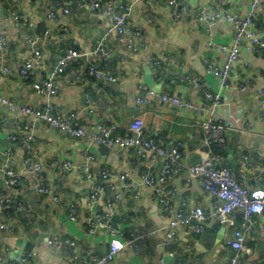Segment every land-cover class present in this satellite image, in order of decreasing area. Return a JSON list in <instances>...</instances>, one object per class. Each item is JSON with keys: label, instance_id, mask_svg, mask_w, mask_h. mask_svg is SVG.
Segmentation results:
<instances>
[{"label": "crops", "instance_id": "0c3cea01", "mask_svg": "<svg viewBox=\"0 0 264 264\" xmlns=\"http://www.w3.org/2000/svg\"><path fill=\"white\" fill-rule=\"evenodd\" d=\"M112 1L132 4L129 21L144 28L139 39L141 46L136 52L119 41L111 17L102 11L78 8L69 0H0V32L7 39L0 52V93L17 103L41 106L45 97L34 92L32 82L48 76L57 58L67 50H85L87 54L81 59L82 63H70L58 78L57 107L66 113L75 110L78 120L92 128L99 122L113 121L117 124L114 133L121 135L130 132L133 119H141L143 134L161 142L168 151L180 141V152L186 161L185 166L168 179V188L173 193L168 209L157 200L152 187L143 183L139 185L141 195L137 199L129 189H124L122 200L108 195V205L107 190H104L98 203L87 204L89 185L91 181L102 183L104 168L112 174L127 171L138 178L147 169L158 172L163 159L151 160L148 151L138 153L133 148L107 143L91 144L33 115L2 111L0 166L12 164L20 170L26 152L19 141L7 152L6 147L11 142L8 136L21 135L33 124L35 137L28 153L40 162L43 181L60 199L55 201L39 194L31 172L23 173L14 186H7L0 172V193L17 194L31 208L27 214L16 211L13 203L0 207V220H5L9 213L18 219L14 232L0 230V253L13 258L14 252L21 249L19 240L25 239L30 248L22 253H31L28 264H87L86 253L105 252L110 237L104 228L88 234L86 219L107 212L122 239L139 230L160 229L142 240L138 251L126 246L109 264H225L233 250L222 249V243L234 226L240 224L239 211L231 215L234 224L226 222L220 241L217 236L224 224L213 216L205 219L200 233L180 229L167 245L163 244V231L171 211L183 203L186 210L201 205L207 213L214 207L199 177L190 175L188 170L194 154L203 156L201 122L212 114L220 118L224 127L223 141L211 142L219 162L230 168L243 185L264 189V54L243 45L241 57L230 70L229 85L221 86L216 77L205 72L204 58L221 63L223 55L208 45V41L234 44L233 27L222 14L209 23L195 19L201 5L218 9L232 7L235 12L245 14L250 0H183L190 10L179 17H174L171 8L159 0ZM65 6L71 8L68 13L63 10ZM50 11L54 12L53 19L46 14ZM14 12L23 13L34 23L33 31L42 53V63L25 77L19 74L18 68L30 56V45L13 17ZM254 22L264 35V0ZM95 47L99 50L93 52ZM86 60L96 68H105L116 80L95 79L87 74L89 63L84 62ZM3 66L11 69L8 74L2 72ZM79 67L83 68L82 72ZM147 79L153 82L159 94L173 93L206 107L196 112L162 102L157 96H147L146 102L138 103L137 98L151 89ZM205 91L221 95V102L214 110ZM15 121L18 127L13 126ZM212 143H218V147L214 149ZM86 148L95 156L93 180L75 169L70 170L66 178L57 173L59 161L70 158L81 162ZM70 202L76 204L77 220L68 216ZM65 236L73 237L75 245L48 243V239ZM244 249L238 264H264V212L255 215V225L247 231ZM74 254L79 255V261L71 259Z\"/></svg>", "mask_w": 264, "mask_h": 264}, {"label": "built area", "instance_id": "2783aa9c", "mask_svg": "<svg viewBox=\"0 0 264 264\" xmlns=\"http://www.w3.org/2000/svg\"><path fill=\"white\" fill-rule=\"evenodd\" d=\"M78 8L87 7L91 11H102L111 17L112 28L119 41L124 44L130 51L136 52L141 44L139 39L143 36L144 28L135 26L129 21V14L132 4H117L112 0H69ZM165 2L170 8L174 17L186 14L190 10L189 4L183 0H159ZM261 0H250L249 6L245 14L235 12L232 7L218 9L217 6L201 5L197 8L195 19L201 23H209L216 20L220 14L225 20L232 25L235 43L228 45L216 40H209L208 45L218 50L223 55V59L218 64L214 59L204 58V67L207 74L216 77L221 86L229 85L230 70L233 64L242 55V46L251 50H257L264 54V35L255 25V17L259 11ZM70 6H65L63 10L68 13ZM50 19L54 18V12L46 13ZM13 17L18 26L22 27V34L26 42L30 45V56L26 58L18 68L22 77L29 75L32 68L42 63V53L37 43L36 34L33 31L34 23L23 13L14 12ZM7 44L6 36L0 32V52ZM99 50L95 47L93 52ZM87 54L82 48L69 49L60 55L51 73L41 79H35L32 82L34 92L41 97H45L44 103L37 107L30 104L17 103L15 100L0 93V115L4 112H17L23 115H33L34 117L46 121L53 128L68 132L70 135L82 138L91 144L107 143L115 147L133 148L138 153L148 151L151 160L163 159L161 168L158 172L151 169L144 170L138 178H133L127 171H121L118 174H112L105 168L102 172V183L91 181L89 185V194L87 204L94 206L104 196V190H107L105 197L107 204H110L108 195L112 198L122 200L124 189H129L134 198L141 195L139 185L141 183L152 187L157 200L168 209V201L173 193L168 188V179L170 176L185 166V157L180 152L178 141L170 150H166L161 142L150 137H146L142 130V120L133 119L130 122V132L124 135L114 133L117 124L113 121L99 122L94 128L82 124L77 117L75 110H69L67 113L61 111L57 107V96L59 92L58 78L61 76L66 67L72 63H82L81 59ZM86 73L95 79L116 80L115 76L108 74L105 68H96L88 60ZM10 68L2 67V72L8 74ZM79 71L83 68L79 67ZM243 89V86L240 87ZM261 93V91H260ZM205 96L212 101L211 106L214 110L221 102L219 92L205 91ZM147 96H157L162 102H171L178 106L192 109L196 112L204 109V106L192 102L188 99L179 97L176 94L162 92L159 94L154 89H148L145 96L137 98L138 103L146 102ZM264 107V101L262 102ZM18 127V121L13 124ZM33 124L23 134L12 133L8 137L10 142L6 151L11 152L14 142L19 141L24 148L26 155L23 158L20 170L14 165L9 164L0 166V172L3 175L7 186L17 185L20 177L25 172H31L35 179V190L44 196H49L52 200L58 201L60 196L53 192L42 178L41 164L35 160L28 152L31 150L32 140L34 139ZM223 124L220 118L212 114L201 122L203 156L193 164L188 165L190 175L199 177L203 190L214 201V207L210 213L204 211L201 205H194L186 210L185 204H181L176 210L171 211L167 226L163 231L165 239L163 244L167 245L173 239L180 229H187L200 233L204 229V221L208 217H216L220 223L226 224L229 221L234 222L231 215L235 211H239L241 222L234 226L230 235H228L223 243L222 249L231 248L233 250L225 261V264H238L241 252H243L246 240V234L249 229L255 225V215L264 212V189L253 188L243 185L233 174L230 168L219 162V155L211 148V142H222ZM95 156L87 148L83 151V160L76 162L70 158L62 159L57 163V173L66 178L70 170H77L83 174L88 180H93V167ZM116 178V179H115ZM13 203L16 211L26 212L30 214L31 208L26 201L17 194L8 195L0 193V207ZM68 216L70 219L77 220L78 211L76 204L70 202L68 204ZM17 216L9 213L5 220H0V230L4 232H14L16 230ZM99 228H104L109 234L108 248L103 253L87 252V264H109L115 255L129 246L131 249L138 251L141 247V241L150 235L159 232V228H149L137 231L133 236L121 238L117 228L110 223V214L103 213L96 216L91 215L86 219V232L94 234ZM49 244L60 243L64 246L75 245V240L71 236H65L61 239H48ZM31 257L30 252H24L20 255L8 259L4 254L0 253V264H28ZM74 261H79L78 254L71 256ZM163 262V259H160Z\"/></svg>", "mask_w": 264, "mask_h": 264}, {"label": "water", "instance_id": "95a60500", "mask_svg": "<svg viewBox=\"0 0 264 264\" xmlns=\"http://www.w3.org/2000/svg\"><path fill=\"white\" fill-rule=\"evenodd\" d=\"M147 83H148V84L151 86V88L154 89L156 92L158 91V89L154 87V84H153L152 81H150L149 79H147ZM200 159H201V158H200V155H198V154H194L193 157H192V159L190 160V161H191V164H193V163L199 161ZM231 160L234 161V159H232V158H231ZM224 228H225V224L223 225V227L221 228L220 233H219L218 236H217V239H219V241L223 238V233H224L223 230H224ZM19 241L21 242V245H20L21 249H20V250H17V251L14 252V254H13V256H12L13 258L16 257V256H18V255H20L23 251L29 250V248H30V246H29L30 244H29V242H27V240H25V239H20Z\"/></svg>", "mask_w": 264, "mask_h": 264}, {"label": "trees", "instance_id": "16d2710c", "mask_svg": "<svg viewBox=\"0 0 264 264\" xmlns=\"http://www.w3.org/2000/svg\"><path fill=\"white\" fill-rule=\"evenodd\" d=\"M212 147L215 149V147H218V143H212Z\"/></svg>", "mask_w": 264, "mask_h": 264}]
</instances>
